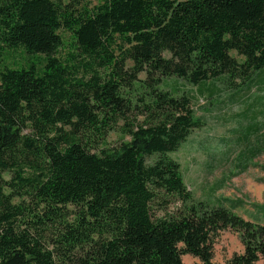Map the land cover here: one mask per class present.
I'll return each mask as SVG.
<instances>
[{
    "label": "trees",
    "instance_id": "trees-1",
    "mask_svg": "<svg viewBox=\"0 0 264 264\" xmlns=\"http://www.w3.org/2000/svg\"><path fill=\"white\" fill-rule=\"evenodd\" d=\"M20 49L0 67V264H218L226 229L232 264L264 260V223L185 183L170 153L204 122L161 87L253 81L264 0H0V58Z\"/></svg>",
    "mask_w": 264,
    "mask_h": 264
},
{
    "label": "rangeland",
    "instance_id": "rangeland-1",
    "mask_svg": "<svg viewBox=\"0 0 264 264\" xmlns=\"http://www.w3.org/2000/svg\"><path fill=\"white\" fill-rule=\"evenodd\" d=\"M62 34L70 43V33ZM25 56L21 49L4 51L0 67L4 63H22ZM140 76L145 78L146 74ZM161 87L191 95L195 115L204 122L177 151L170 153L180 162L194 197L211 199L246 219L264 223V129L245 137L264 124V68L253 81L238 87H231L225 76L198 84L173 76L164 79ZM121 141L119 130L110 133L111 146H119ZM243 251L236 230H222L214 239L213 260L218 264H232L231 259ZM182 259L184 264H203L190 254ZM255 264H264V260Z\"/></svg>",
    "mask_w": 264,
    "mask_h": 264
}]
</instances>
